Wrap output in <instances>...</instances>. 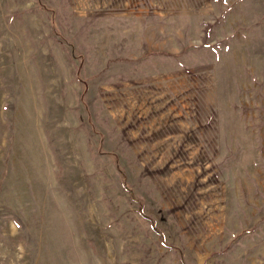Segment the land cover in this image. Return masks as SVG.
I'll return each instance as SVG.
<instances>
[{
	"label": "rangeland",
	"instance_id": "1",
	"mask_svg": "<svg viewBox=\"0 0 264 264\" xmlns=\"http://www.w3.org/2000/svg\"><path fill=\"white\" fill-rule=\"evenodd\" d=\"M0 264H264V0H0Z\"/></svg>",
	"mask_w": 264,
	"mask_h": 264
},
{
	"label": "trees",
	"instance_id": "2",
	"mask_svg": "<svg viewBox=\"0 0 264 264\" xmlns=\"http://www.w3.org/2000/svg\"><path fill=\"white\" fill-rule=\"evenodd\" d=\"M153 223V222H152ZM154 227V229L156 230V231H158L160 234H161V232H160V230H158L155 226H153Z\"/></svg>",
	"mask_w": 264,
	"mask_h": 264
}]
</instances>
